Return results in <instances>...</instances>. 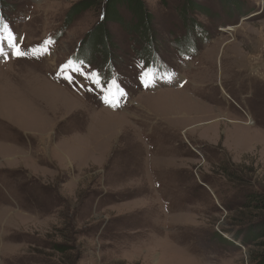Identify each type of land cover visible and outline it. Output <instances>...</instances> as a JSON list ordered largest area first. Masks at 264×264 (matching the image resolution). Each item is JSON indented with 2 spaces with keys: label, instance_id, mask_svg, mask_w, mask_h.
<instances>
[{
  "label": "rangeland",
  "instance_id": "rangeland-1",
  "mask_svg": "<svg viewBox=\"0 0 264 264\" xmlns=\"http://www.w3.org/2000/svg\"><path fill=\"white\" fill-rule=\"evenodd\" d=\"M107 1L0 0V264H257L264 0Z\"/></svg>",
  "mask_w": 264,
  "mask_h": 264
},
{
  "label": "trees",
  "instance_id": "trees-1",
  "mask_svg": "<svg viewBox=\"0 0 264 264\" xmlns=\"http://www.w3.org/2000/svg\"><path fill=\"white\" fill-rule=\"evenodd\" d=\"M117 3H122V4H125L128 6V8L133 13V16L136 18V23H143V22L148 23L146 21V18L144 19L143 22H140V21H142V14H141L140 10L142 9V7L144 8V5L143 6L141 5L142 4L141 0H108L105 3V8L107 7L108 11H107V13L104 12L102 14V19H101L102 22L107 21L106 19L111 18L112 15H113V19L116 22H119V18L117 17L115 9H114L115 5ZM186 6L188 9H191V8L193 9V7H195L196 4L194 2H192L191 0H186ZM196 9L198 10V7ZM143 14L144 15L146 14L145 8L143 10ZM245 207L252 208L255 212L257 211L260 215H262L261 216L262 218L259 220V222L256 224V226H254L252 228L250 227L249 231H243L241 237L244 239L245 243L248 242V244L254 245L255 242H259L257 244V247L264 248V202L262 200H260V198H258V196H256V199L252 198L247 203V205L245 204ZM58 249H59V247H57V250ZM253 261H257L258 262L257 264H264V253L258 254L257 258L252 260V262Z\"/></svg>",
  "mask_w": 264,
  "mask_h": 264
},
{
  "label": "snow or ice",
  "instance_id": "snow-or-ice-1",
  "mask_svg": "<svg viewBox=\"0 0 264 264\" xmlns=\"http://www.w3.org/2000/svg\"><path fill=\"white\" fill-rule=\"evenodd\" d=\"M47 43V42H46ZM15 47V46H14ZM35 51V50H34ZM47 51V49H45V52ZM0 54H3L2 53V50H0ZM26 53H24V52H22V51H20V49L19 48H16L15 49V55H17V56H23V55H25ZM69 63H71V62H69ZM65 67H67V65H65ZM75 71H79V69H74ZM65 79H68V80H71V76H66L65 77ZM96 83H99V81L97 80V81H95ZM106 103H109V101H105ZM113 106H115V104H113Z\"/></svg>",
  "mask_w": 264,
  "mask_h": 264
},
{
  "label": "bare ground",
  "instance_id": "bare-ground-1",
  "mask_svg": "<svg viewBox=\"0 0 264 264\" xmlns=\"http://www.w3.org/2000/svg\"><path fill=\"white\" fill-rule=\"evenodd\" d=\"M181 77V76H180ZM55 90H57L56 88H54ZM60 94L62 93V92H60L59 90H57ZM116 117H118V116H116ZM35 122V121H34ZM110 129H112V128H110Z\"/></svg>",
  "mask_w": 264,
  "mask_h": 264
}]
</instances>
